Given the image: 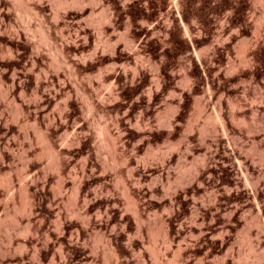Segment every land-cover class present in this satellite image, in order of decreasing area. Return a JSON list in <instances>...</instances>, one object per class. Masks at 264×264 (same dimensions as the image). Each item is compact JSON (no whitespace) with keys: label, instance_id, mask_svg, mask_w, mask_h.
<instances>
[{"label":"rangeland","instance_id":"1","mask_svg":"<svg viewBox=\"0 0 264 264\" xmlns=\"http://www.w3.org/2000/svg\"><path fill=\"white\" fill-rule=\"evenodd\" d=\"M0 264H264V0H0Z\"/></svg>","mask_w":264,"mask_h":264},{"label":"bare ground","instance_id":"2","mask_svg":"<svg viewBox=\"0 0 264 264\" xmlns=\"http://www.w3.org/2000/svg\"><path fill=\"white\" fill-rule=\"evenodd\" d=\"M42 31H43V30H42ZM43 32H44V31H43ZM47 37H49V36H47ZM47 37H46V38H47ZM46 38H45V39H46ZM57 58H59V57H57ZM59 60H60V59H58V62H59ZM60 61H61V62H59V63H61V64H63V63L65 62L64 60H63V61L60 60ZM62 62H63V63H62ZM64 65L66 66V64H64ZM236 103H237V102H236ZM237 104H238V103H237ZM234 106H235V105H234ZM237 106H238V105H237ZM235 108H236V107H235ZM240 121H241V120H240ZM240 123H241V122H240ZM242 124H243V122H242ZM102 131H103V130H102ZM100 133L102 134L103 132H100ZM105 133H106V132H105ZM107 133H108V132H107ZM108 134H109V133H108ZM102 135H103V134H102ZM109 135H110V134H109ZM105 136H106V135H105ZM103 137H104V135H103ZM103 137H102V138H103ZM107 137H108V136H107ZM107 137H106V138H107ZM110 138H111V137H110ZM100 140H101V139H99L98 141L100 142ZM105 140H106V139H105ZM107 140H108V139H107ZM110 141H111V140H109V142H110ZM112 141H113V139H112ZM101 142L103 143L102 140H101ZM101 142H100V143H101ZM104 142H105V141H104ZM109 142H108V143H109ZM108 143H107V144H108ZM98 144H99V143H98ZM104 144H106V142H105ZM109 144H113V145H114L113 142H111V143H109ZM109 144H108V145H109ZM101 145H102V144H101ZM101 145H100V146H101ZM108 145H107V147H108V149L110 150V148H109L110 145H109V146H108ZM113 145H111L110 147L114 148L115 145H114V147H113ZM100 146H99V147H100ZM102 146H103V145H102ZM103 148L105 149V147H103ZM114 149H115V148H114ZM114 151H115V150H114ZM51 155H52V160H54V159L56 158V155H55L52 151H51ZM113 155H114V154H113ZM114 156H115V155H114ZM113 158H114V161H116V160H115L116 157H113ZM55 160H57V158H56ZM55 160H54V161H55ZM56 163H57V161H55V162L53 163V165L56 164ZM54 166H55V165H54ZM131 205H132V204H131ZM131 207L133 208L134 206L132 205ZM133 209H134V208H133ZM135 211H136V209H135L134 212H133L134 214H136V212H137V211H136V212H135Z\"/></svg>","mask_w":264,"mask_h":264}]
</instances>
